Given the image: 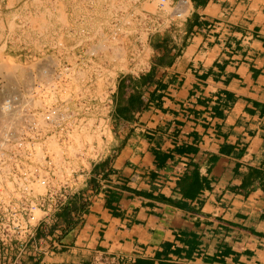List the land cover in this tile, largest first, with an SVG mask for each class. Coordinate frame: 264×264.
Instances as JSON below:
<instances>
[{"label":"crops","instance_id":"0c3cea01","mask_svg":"<svg viewBox=\"0 0 264 264\" xmlns=\"http://www.w3.org/2000/svg\"><path fill=\"white\" fill-rule=\"evenodd\" d=\"M189 4L115 76L109 153L37 264H264V0Z\"/></svg>","mask_w":264,"mask_h":264},{"label":"built area","instance_id":"2783aa9c","mask_svg":"<svg viewBox=\"0 0 264 264\" xmlns=\"http://www.w3.org/2000/svg\"><path fill=\"white\" fill-rule=\"evenodd\" d=\"M148 1L153 11L144 9L146 0L77 1L76 16L50 25L43 41L63 50L70 42L72 62L33 74L31 86L2 100L1 112L16 111V119L0 129V264H32L41 247L60 245L63 211L109 153L115 76L143 71L149 38L182 28L191 14L189 0ZM83 42H104L106 49L91 44L81 54ZM109 42H134L124 71L109 70Z\"/></svg>","mask_w":264,"mask_h":264},{"label":"rangeland","instance_id":"374dc122","mask_svg":"<svg viewBox=\"0 0 264 264\" xmlns=\"http://www.w3.org/2000/svg\"><path fill=\"white\" fill-rule=\"evenodd\" d=\"M77 1L86 0H1L0 3V42H39L38 46H22L20 48H0V91L6 92L9 88V75L15 73L18 89L26 88L32 85L33 74L47 71L49 74L52 69L58 72L68 62H72L73 51L70 42H66L65 50L50 43L44 46L48 38L46 33L54 22L58 20L65 23L66 18L76 16L74 7ZM154 5L148 0L144 4L146 11H153ZM72 9V10H71ZM53 10L58 12L54 15ZM70 11V13H69ZM94 44V49L101 53L106 49L104 42H83L78 48L79 53L90 49ZM134 42H109V70L113 72L124 71L130 64V59L134 53ZM93 49V50H94ZM19 53L23 57L19 56ZM51 57L53 60L48 59ZM63 57L68 60L58 61ZM56 72V73H57ZM14 94V93H13ZM110 135V132H109ZM110 146V143H109ZM101 152L102 147L99 144L97 148ZM70 215L74 213L73 205L70 207ZM68 218V219H69ZM69 222L72 220L69 219ZM1 263V262H0Z\"/></svg>","mask_w":264,"mask_h":264},{"label":"bare ground","instance_id":"6f19581e","mask_svg":"<svg viewBox=\"0 0 264 264\" xmlns=\"http://www.w3.org/2000/svg\"><path fill=\"white\" fill-rule=\"evenodd\" d=\"M15 73L10 74L9 76V88H7V91L1 92L0 91V104L2 102V100L8 96L13 95V93L15 94L18 91V83L17 80L15 79L16 77L13 76ZM18 87V88H17ZM16 119V111L14 114H5L3 112H1L0 109V129L9 126L11 121Z\"/></svg>","mask_w":264,"mask_h":264},{"label":"trees","instance_id":"16d2710c","mask_svg":"<svg viewBox=\"0 0 264 264\" xmlns=\"http://www.w3.org/2000/svg\"><path fill=\"white\" fill-rule=\"evenodd\" d=\"M70 212H71L70 211V207H67V208H65V210L62 213V216L67 220V224L68 225L70 224L69 220H68ZM29 260L31 261L32 259L30 258ZM32 264H37V263L35 262V263H32ZM147 264H150V263H147Z\"/></svg>","mask_w":264,"mask_h":264}]
</instances>
